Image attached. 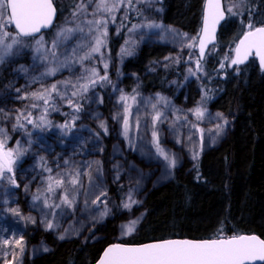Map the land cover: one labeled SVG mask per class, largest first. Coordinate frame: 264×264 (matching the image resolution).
Returning <instances> with one entry per match:
<instances>
[{
	"label": "rangeland",
	"instance_id": "obj_1",
	"mask_svg": "<svg viewBox=\"0 0 264 264\" xmlns=\"http://www.w3.org/2000/svg\"><path fill=\"white\" fill-rule=\"evenodd\" d=\"M54 1L73 3L48 34L22 37V43L14 46L11 55L0 63V129L7 134V148L15 149L19 142L22 149L13 165L15 184L7 178L11 174L6 173L0 180V264H22L26 258L48 254L64 242H96L105 235L115 209L118 221L111 241H129L146 218L148 193L171 181L179 169L186 167L191 171L198 156L220 144L231 129L230 117L211 105L206 84L199 82L198 75L207 72L202 63L199 69L196 67L198 35L163 22L159 0H132L131 5L125 0L118 11L103 14L108 19L106 40L113 33L124 34L127 52L115 58L105 44L102 56L93 54L91 60L83 63L78 56L94 46L92 37L96 33L88 31L86 21L94 19L91 13L97 0L91 3L85 0L87 14L76 17L73 11L80 0ZM224 4L225 9L234 6L233 12L240 13H228L234 19L243 13L246 1L224 0ZM112 16L121 25L112 22ZM132 17L138 20L131 25L128 23ZM248 22L238 29L247 31ZM149 24L162 27L149 28ZM77 26L84 31H75L66 40L61 38L63 42L53 57L51 43L57 39V33ZM8 30L14 32L12 26ZM40 36L44 49L38 53L35 40ZM235 42L231 43V59ZM153 45H162L166 50L161 58L149 63L144 75L188 55L183 81L171 80L158 90L141 87L143 75L127 69L126 59L137 48ZM77 46L82 47L74 56L72 49ZM208 60L214 62L211 56ZM104 63L108 64L107 69ZM62 64L65 66L61 67ZM93 67L100 76L107 75V80H98L87 92L81 90L73 97L71 93L79 84L87 82L83 79L90 74L86 69ZM49 68H57L55 75L46 74ZM126 80H131V84ZM62 81L71 83L65 85ZM54 83L60 95L52 93L46 106L31 97V93L50 88ZM121 96L128 99L121 100ZM69 100L79 105V111L69 105ZM33 104L39 106L33 108ZM196 109L203 112L202 117L196 115ZM21 113L24 116L31 113L33 122L28 123L23 116L17 121ZM157 114L159 119L154 120ZM41 115H45V121H41ZM125 119L129 121L127 134ZM65 124L70 127H60ZM101 124L107 128L106 132ZM0 139L4 136L0 135ZM185 144L194 145V149H183ZM158 149H163L168 159ZM173 159L174 166L170 163ZM55 180H61L62 185L57 186ZM112 187L121 191L116 202L109 199ZM65 196L72 201L71 206L64 202ZM97 198L99 202L94 203ZM129 203L131 207L125 208ZM105 211L107 215L102 214ZM133 220L138 223L127 234L126 226ZM49 223L52 228L47 227ZM21 238L23 252L15 243ZM5 240L9 244L5 245Z\"/></svg>",
	"mask_w": 264,
	"mask_h": 264
},
{
	"label": "trees",
	"instance_id": "obj_2",
	"mask_svg": "<svg viewBox=\"0 0 264 264\" xmlns=\"http://www.w3.org/2000/svg\"><path fill=\"white\" fill-rule=\"evenodd\" d=\"M245 1L243 13L228 18L221 26L218 42L208 54L214 62L204 63L207 73L198 75L200 83L206 84L211 105L230 117L231 129L220 144L197 158L191 171L186 167L179 169L171 181L148 193L146 219L128 243L252 233L264 239V71L254 58L241 67L231 64V43L244 33L238 27L249 20L254 26L264 24V0ZM72 3H56L58 16L54 27ZM159 4L163 22L199 34L204 0H159ZM131 20L128 24L132 25L138 17ZM116 24L121 25L119 19ZM106 48L118 58L121 49L126 48L124 34H111ZM165 50L162 45L141 46L126 59L127 69L143 75L142 88L158 90L171 80H184L185 57L144 75L149 63L161 58ZM126 81L131 84V80ZM120 195L121 191L112 187L109 199L116 202ZM116 210L100 240L64 242L48 254L26 258L22 264H94L112 243L118 221Z\"/></svg>",
	"mask_w": 264,
	"mask_h": 264
},
{
	"label": "snow or ice",
	"instance_id": "obj_3",
	"mask_svg": "<svg viewBox=\"0 0 264 264\" xmlns=\"http://www.w3.org/2000/svg\"><path fill=\"white\" fill-rule=\"evenodd\" d=\"M244 0H241L243 3ZM91 3V0H89ZM125 3V0H97L94 10L91 15L94 17L92 20H87L86 23L90 26L88 31L95 32L96 35L92 37L94 40V46H91L84 55L78 56V61L83 63L85 60H91L93 54L99 53L101 56L102 47L106 44L107 37V24L108 19L103 14H112L119 10V8ZM127 3L131 5L132 0H127ZM234 6H229L225 10L222 5V0H207L206 14L204 17V27L202 29V35L199 37V55L203 58L205 48L208 43H212L215 40L216 26L220 20L224 19L225 11L231 15H238L240 13L233 12ZM88 3L85 0H80L79 4L73 11V17L80 14H87ZM57 13V6L54 0H0V63L4 62V59L11 55L13 47L22 43V37H35L37 33L41 32V29L48 28L52 25L53 20ZM99 18H96L97 15ZM114 22V16L111 17ZM8 26L14 28V32L8 30ZM149 28L162 27L158 24H149ZM247 31L243 33V38L239 41V44L235 47V58L231 59L232 65H238L244 63L250 56L255 55L259 58L260 64L264 66V24L260 26H254L251 21L245 25ZM83 32L84 29L77 26L74 28H64L57 33V39L52 41L51 50L52 56L55 57V49L59 43H62L63 38L66 40L68 35L75 32ZM38 45L36 51L39 53L44 49L43 36H40L35 40ZM193 47L192 44L188 45ZM72 49L74 56L77 55L79 48ZM122 53H126V49H121ZM47 59V56L44 57ZM227 59V57H226ZM65 65H61L63 67ZM104 69H107L108 64H103ZM196 67L200 68V60L196 61ZM224 67L223 64L220 65ZM57 68H49L47 75H55ZM191 71V70H190ZM86 72L90 74L83 77L87 82L79 84L77 88L76 84H73L76 91H73L71 95L77 96L83 92H87L90 85H95L98 80H107V75L100 76L95 67L86 69ZM62 84H69L71 81H62ZM78 83V82H77ZM19 91V90H17ZM52 93L60 95L57 88V84H52L50 88H45L43 91L31 93V97L36 101H43L46 106L49 100L52 98ZM27 98V97H25ZM63 98V97H61ZM128 97L121 96V100H127ZM135 99L134 97L132 98ZM163 97H161V100ZM69 105L75 107L79 111V105L73 104L72 100L68 101ZM39 105L33 104L32 107L36 108ZM153 107H155L153 105ZM47 112V107L44 109ZM196 115L198 117L203 116V112L196 109ZM128 112V108L125 109ZM23 116L28 123L33 121L30 119L31 113L24 116L23 113L16 117L17 121ZM41 121H45V115H41ZM155 119H159L157 114ZM227 123V121H224ZM125 134H127L129 121L124 120ZM23 127V125H20ZM62 128H68L70 125H61ZM105 132L107 128L101 124ZM219 127V125L217 126ZM0 135L4 136V139H0V180L5 178L6 173L8 180L15 184L13 165L16 163V158L22 154V149L17 142L15 149L7 148V134L4 129H0ZM155 136V133H153ZM161 155L168 159V156L164 154L163 149H158ZM170 163L174 166L175 160H171ZM50 171V170H49ZM78 175V174H77ZM52 179V178H50ZM57 186L62 185L61 180H55ZM72 183H77L74 178ZM18 186V185H17ZM49 191H52L51 184L49 185ZM106 195V194H104ZM64 202L71 206L72 201L64 198ZM99 202V198L94 203ZM135 203V201H132ZM125 208H130L131 203L125 204ZM18 214L16 209L12 210ZM107 215V211L102 213ZM137 220H133L126 226L127 234L134 231ZM48 228H52L53 225L49 223ZM63 239V237H61ZM5 245L9 244L8 240L3 242ZM17 246H20L21 252H23L22 238L15 241ZM47 250V249H45ZM258 262H264V239L255 235H236L228 238H218L209 240H165L162 242L149 243L141 246H125L122 244H114L108 247L100 259L99 264H258Z\"/></svg>",
	"mask_w": 264,
	"mask_h": 264
},
{
	"label": "water",
	"instance_id": "obj_4",
	"mask_svg": "<svg viewBox=\"0 0 264 264\" xmlns=\"http://www.w3.org/2000/svg\"><path fill=\"white\" fill-rule=\"evenodd\" d=\"M54 3H55V2H54ZM206 4H207V0H204L203 15H202V24H201L200 33H199V35H198V40H199V37L202 35V29H203V27H204V17H205V14H206ZM222 5H223V7L225 8L224 0H222ZM225 10H226V9H225ZM57 16H58V10H57V13H56V16H55V18H54V20H53L52 25H51L50 27H48V28L41 29V32H40V33H37L36 36H39V35H41L42 33H44V32H46V31H49L50 29H52V27L54 26V24H55V22H56ZM227 16H228V13H227V11H225V17H224V19L220 20V22H219V23L217 24V26H216L215 40H214L212 43H208V44H207V46H206V48H205V53H204L203 58L200 57V59H201L202 61L204 60V58H205L206 54L208 53V51H209L210 49H212V47H213L214 45H216V43H217V41H218V34H219V31H220V28H221V26L224 24V22L226 21ZM36 36H35V37H36ZM24 38H28V37H24ZM242 38H243V35L238 39V41H237L235 47L239 44V41H240ZM235 47H234V49H235ZM197 49H198V53H199L198 41H197ZM252 57H254V58L256 59L259 68H260L262 71H264V66H262V65L260 64L259 58H258L257 56H255V55L250 56V57H249L244 63H242V64H238V65H236V66H242V65L247 64V63L249 62V60H250ZM233 58H235V51H233ZM240 235H255V236H258L259 238L263 239L262 237H260L259 235L255 234V233H252V234H240ZM234 236H236V235H234ZM227 238H228V237H227ZM215 239H218V238H215ZM165 240H196V241H199V240H209V239H191V238H177V237H174V238H166V239H160V240H152V241H148V242H144V243H138V244H135V243L115 242V243H111V244H109L108 246H106V247L103 249V251L101 252L99 258L96 260V262H95L94 264H99L100 259L103 257L104 251H105L108 247H110V246H112V245H114V244H122V245H125V246H141V245H145V244H149V243L162 242V241H165ZM263 263H264V262H258V264H263Z\"/></svg>",
	"mask_w": 264,
	"mask_h": 264
},
{
	"label": "bare ground",
	"instance_id": "obj_5",
	"mask_svg": "<svg viewBox=\"0 0 264 264\" xmlns=\"http://www.w3.org/2000/svg\"><path fill=\"white\" fill-rule=\"evenodd\" d=\"M188 56V55H187ZM186 56V59H187V61H188V57ZM182 58H184V57H182ZM181 58V59H182ZM198 60H200V63H202V65L205 67V65H204V60L202 61L201 59H200V55L198 54ZM188 65V64H187ZM187 68H188V66H186V68H185V71H184V75H186V71H187ZM206 69V68H205ZM186 148H188L189 150H193L194 149V145H192V144H188V145H186L185 144V146H183V149H186ZM203 154V153H202ZM199 157V156H198ZM197 160V159H196ZM196 162V161H195ZM194 162V163H195ZM194 163H193V165H194ZM147 216V215H146ZM146 219V218H145Z\"/></svg>",
	"mask_w": 264,
	"mask_h": 264
}]
</instances>
